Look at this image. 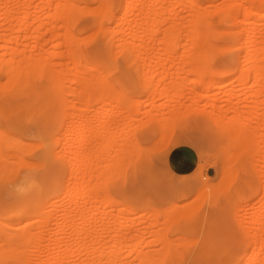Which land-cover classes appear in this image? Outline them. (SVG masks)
I'll return each mask as SVG.
<instances>
[{
    "label": "bare ground",
    "instance_id": "1",
    "mask_svg": "<svg viewBox=\"0 0 264 264\" xmlns=\"http://www.w3.org/2000/svg\"><path fill=\"white\" fill-rule=\"evenodd\" d=\"M33 1L34 0H0V50H2L0 52V71H3L5 77V81L3 82L4 84L2 83L0 87V125L6 124L12 128H16V130H20L25 136V139L23 140L17 139L16 137H11L8 135L6 129L0 127V179H2L1 177L3 176H5L6 179L10 173H12L11 175H14V180L10 184V187L8 186L6 189H4V191L15 198L14 204L0 202V264H29L30 262L34 264H70L72 263V260H76L73 259L74 255L79 253V256L81 255L83 257V255L80 253L83 243L80 244L78 242L80 244L78 246H72L70 248L63 249L61 244H65L66 240L63 239L65 243H62V240L59 238L62 239L64 237L58 236L59 238H57L56 236L49 240L51 244L48 245L51 247L47 246V244L42 247V242L44 240L48 242V239L44 236L45 234H43V229L48 227L49 222L53 217H59L60 213L59 210H57V206L58 208L61 206V204L59 205L61 201L58 203V200H60L58 198L61 194H63V200L66 201V199L69 198V201L70 199L72 201V191L69 187L70 184L64 181L65 172L67 171L68 174V176L65 175V178L70 176L73 178V175L79 173L77 174L79 177L78 179L84 180L85 178H89V175L90 178L93 176L91 173H94L95 167H93L94 164L92 163L91 164L93 166H89V162L94 159L90 158L91 156L89 157V155L81 156V158L79 156L81 153L79 154L78 152L80 151L78 150L77 153L79 158L77 155H75V153L74 155H71V152L68 151V153H70V157L67 155L66 158L65 155L64 158L66 159V163L64 164L59 163V161L57 162L59 158H63V155H60V153H55L51 148V144H53V141L56 139L50 141L48 137L45 136L48 126L57 122L61 112H66V121H64L60 131L66 133L67 131L73 130H71L73 124L72 117L74 115L73 104H71V101V103L66 101L70 105H67L65 102L66 96H68V94L71 97L73 96V90H69L71 88H68L67 90V87L62 88V82H64L63 78H65L64 75L68 74L69 78L80 77L82 80H85L88 77H118L113 73L117 67L114 55L121 53V55H123L122 59H124V64L127 66L139 62L138 60H140V62H142L141 59L143 60V66L141 65L143 68L138 65L141 63H137V65L134 64V66H140L141 68H138L142 69L143 72L138 70L135 66L134 69L138 71L133 73V77H143L146 81L149 80L148 77H151L152 72L154 75L153 77H155V74L156 77H168L166 66H174L175 70L172 74L170 73V77H180L179 73L184 69L188 73L192 72L191 74L194 73L195 76L201 77L204 73L210 71L211 68L209 67L208 63L213 61V53L220 51L222 49V45H226L225 43H222V45H216L211 42V39L216 37V34L219 32L218 30L217 32L215 28L213 29L212 26L220 22L226 23L223 21L227 19L231 20L233 14L232 16H229L230 9L229 11L227 9L230 7L225 6L226 2H228L227 0L220 2L226 7V10L222 9L221 6L223 5L221 4L220 6L219 3L218 4L220 8L217 7L218 5L214 6L216 2H214V0H209L211 5L210 7L208 4H206L208 7L202 6L200 0H91L97 4V6L94 5L93 8H89L88 5L85 4L88 0H35L36 2L34 4L32 3ZM233 1L231 0L230 3L228 2L230 4L229 6H233L231 5L232 3L234 6L237 5V2L235 3V1ZM245 1L249 2L251 7L241 9L244 10L242 13V20L238 21L242 24L241 29L238 33H232L231 31L226 32L232 37L230 42L224 46V50L222 49L224 52L227 50L234 51L241 49V61H237L238 54H233V56H229L221 62L220 68L216 71L214 76L208 75V77H227V71L229 69L232 70V77H235V79L242 78L246 80L249 77H256V86L259 84L262 86L260 87L261 89L259 88V91L252 95L253 100L251 103L253 107H251L254 110L250 112L252 113L251 115L248 114L250 115V118H248L246 115V117H242L239 120L226 118V116L223 114L217 115L216 110L213 108H211V111H208L210 112L209 114H207L206 109L203 107L201 109H204L205 112L204 110L202 112L200 108H195L194 110L196 112H193L198 114L197 111L201 110L202 113L207 114L208 116H206L211 119L217 131L221 134L223 144L221 146V152L223 153L226 151V159L228 160L227 167L225 169L226 172L229 173L230 176L242 172L244 177L247 179L246 181L243 179V182L245 181L246 184L251 178L256 182L261 183V192L259 189L257 190L262 194V205L260 207L259 213L249 215V217H246L244 220H238L235 216H233L231 221L234 222V226H232L234 228V233L236 235L242 234V239L246 241L247 245L252 246L251 252L247 256L243 255L244 257H242V260L245 261L244 264H264V248L261 246L263 239L262 236L264 235V108L260 107L261 98L264 94V38H262L263 34L260 33V27L261 25L264 27V15H260L259 13V11L264 12V0ZM239 6L241 8V5ZM32 7L33 10L31 11ZM181 7H185L186 10H188V14L185 16L186 18L184 21L181 19L183 18L181 15ZM114 9H117L118 11L114 12ZM238 10L236 9L237 12L234 13L239 15L241 11L239 12ZM85 14H92L91 17H93L90 23H87V20H81ZM237 14H234V16H238ZM123 16L124 19L121 18ZM119 18L123 20L121 21ZM105 20H109L111 25L103 27L102 24ZM230 20L228 21L230 22ZM233 20H231L230 23L234 22ZM248 23L250 25H247ZM121 24L123 25V28L120 27V33L118 31ZM91 28H93V30L95 29V33L98 32V30L96 32V28H101V36H104V34L107 33L105 36L109 38L106 39L105 37L101 45L98 46V42H95V39L93 38L96 35L93 33ZM45 31H48L47 33L49 34L50 32L53 33V35L51 34L53 36H51V40H53L55 44L53 47L50 46L51 49L47 48V46H43V48H41L39 45L43 44L40 43V40H42L43 34L45 35ZM20 32H23V35L24 33L27 35L26 39L28 38L27 41L32 49L35 50L36 48H41L39 50L40 53L34 50H29L30 52L27 54L25 53V49L23 48L26 46L22 48V46H20L22 44H20L17 39ZM123 32H127L129 35ZM181 32L186 38L182 46L178 42L179 37L182 34ZM117 33L120 34V37H118L119 35L115 36ZM122 33L128 36L123 35L122 37ZM22 34L20 35L22 36ZM219 35H222L221 32ZM113 36L116 38L118 37L115 39V43L113 42ZM124 36L127 38L124 39ZM128 37L129 40H127ZM21 39H24V37ZM111 44L113 50L111 46L109 47ZM63 45H66L65 47H67L65 55L68 57V62L66 63L62 62L61 56L63 57V55H61L59 52L56 53L57 50H59ZM178 46L181 48L180 54L176 52V48ZM115 48H117L116 50L119 53L116 54L117 51ZM225 48L227 49L226 51ZM151 50H154V52H149ZM145 52H149L148 55L152 53V56H149L148 59L146 58L147 60L142 58L144 54H147ZM7 53H9L8 57H6ZM176 53L179 55L177 59ZM59 54L61 56H59ZM88 57H92L91 62L88 60ZM57 65L59 67L65 65L63 70L64 73H60L62 70L59 68H57V70L54 68ZM87 80L89 81L90 79ZM38 81H41L42 83H37ZM70 81L71 80L69 79V82ZM89 82H91V80ZM91 84L92 83H85L81 88V94L90 92L89 87L92 88ZM93 87L97 88L98 90L94 88L91 90L97 91L98 93H92H97V95L99 94V97H103L104 100L110 98L112 100V98L117 99L122 97L119 96L120 93L118 94L115 90H113V87L111 88V86H108L109 88L106 86L105 88L102 85L97 87L95 84ZM157 88L158 86L152 90L153 94L156 92ZM94 94L92 95L96 97ZM180 94L183 93L181 92ZM81 96L82 98L85 97L83 95ZM86 97L89 98L87 95ZM97 97L95 99H97ZM104 100L102 102L98 101L101 102L102 105L98 108L97 112H100L105 107L106 104H103L105 103ZM85 106L87 105L84 104V107ZM137 106L140 107V103H138ZM116 107L112 108V114L115 112L118 113V108ZM181 107L182 106H180V108ZM193 108L194 107H192V109ZM152 109L153 108H151V112H153ZM160 109L161 108H159V110ZM168 109L169 108L166 110ZM234 109H236V107ZM132 111L134 112L135 108L134 110H132V108H127V111H125L124 114L129 116L133 113ZM174 112L175 111H173V113ZM164 113L166 116L169 114L167 112ZM159 114H162L161 111ZM170 114H172V112ZM177 114L179 113L175 112V115ZM161 116H158L161 118V120L157 119L159 120V123L157 121L159 125L161 122L164 124V120L166 119L165 118L162 120ZM111 117H113V115L107 114L102 118V120L105 121ZM131 117H129L130 120L129 118L125 117L126 123L130 121V125H132ZM144 122L147 123L146 120ZM86 124L87 123L83 120V116H79V120L76 125H78L80 128H84ZM169 125H172L171 121ZM123 126H126L125 123ZM98 128L100 131L103 127L100 124L96 125L95 127L92 126V131H95V129L98 131ZM125 128L128 129L129 124H127V127ZM76 129L79 131L78 133H81L82 129H78L77 126ZM77 130L74 132H77ZM74 132L72 131L71 133ZM83 132L84 131H82V133ZM78 133L76 135L77 137L75 138H77L80 142L82 141L81 139L84 133L81 135V137H79L80 139L78 138V136H80ZM125 135L122 139L130 142L132 137L129 135L131 137L130 138L128 135ZM257 135L258 137H255ZM120 137H118V140ZM26 138H29L27 139L28 141H24ZM256 138H258V141L255 140ZM257 142L261 143L263 146V150H260L262 155L259 154L260 151L258 150L257 146L260 144H255ZM24 146H29L30 150L32 147L41 148L40 155L36 159L37 161L30 162L26 160L28 162L26 163V161L21 158V153L23 151L24 153L27 151V147L25 150H23ZM67 146H70V143H68ZM4 147L5 150L8 149L10 152L4 154L2 152ZM259 149H261L260 146ZM248 154L249 156L250 154H254V158H252V155L250 156L253 160L252 162L248 163L250 166L246 163V156ZM258 155L262 156L263 162L262 170L256 171L254 168H252L253 165H251V163L257 159L255 157H258ZM72 156L74 157L72 158ZM77 161L79 164H77ZM24 162L27 168L21 173L14 174L15 167H19L21 164L24 166ZM92 162L94 163V161ZM116 164L117 163H115V165ZM112 166L114 165L112 164ZM117 167L119 166L117 165ZM107 168L105 167V170ZM90 169L94 171L91 172ZM103 171L101 170L104 175L100 172L101 175L99 174L100 177H98V184L99 187H101L98 192L105 190V193H107V188L104 185V181H106L105 176L108 177L110 173L106 174L107 171ZM77 175L75 176V179L77 178ZM9 177H7V179H9ZM101 181L103 182L104 186L102 183H100ZM212 185L213 184H210L209 188H211L210 186ZM206 186L208 185L206 184ZM86 190L87 189L85 186L81 188V191L79 190L81 196L85 195ZM98 192L94 191L92 193L97 194ZM66 203L67 204L63 208L61 206V217L65 218L59 217L60 223L58 222L59 219H57L59 224L55 221L56 219L53 220L58 224L57 226L61 225L60 228H63L67 231L69 227H71L70 230H72L73 223L70 221H73V219L70 217L72 215H69L72 206L69 205L70 203L68 200ZM200 206L197 207V205H195V208H193L194 212L196 209L198 210ZM132 207L133 209L135 207V205L133 206V202L123 207V210L125 211V209H128L130 211ZM120 210H122V208ZM82 211L83 210L78 211V214L80 215L79 212H81V215H83ZM68 215L71 218L70 220L66 218ZM89 216L91 217V215ZM188 219L190 218L188 217ZM51 225H53V223ZM56 228L55 226H52V228L49 227V230L52 233L57 234ZM59 233H62V231ZM71 233L69 235L66 233L67 236H65L66 234L63 235L65 238L67 237L66 239L68 240L69 236L71 237L72 235ZM164 236L166 238V234H164L162 237ZM184 242L186 244L184 245L182 241L183 244L181 246L187 247L189 245L188 243H190L185 239ZM68 243H66V246ZM43 244L45 243L43 242ZM28 252H33V256L31 257L33 261L30 259L31 253L29 255ZM35 252L37 254H35ZM86 252L88 253V251ZM93 252L88 255V262H85L87 260L83 261L82 258L80 261V258H78L79 261H73L74 263L72 264H120L121 261L125 262L123 260L124 258L119 260L118 253L115 254V252L113 253L111 251H104L106 253L108 252L107 254L103 252L105 255L101 253L102 251H99L98 254H95V251ZM149 253L150 252H142V255L137 253L138 255H136L134 259L140 255L141 258L137 257L138 259L136 260L137 262L141 260L140 264H154L156 260V263L160 264L169 259V255H172L170 250L166 251L168 254L165 253L163 255L162 253H158L155 254V257L152 251L150 254ZM143 255L144 257H142ZM156 255L159 257V259L156 257ZM172 256H174V254ZM96 257L98 261L95 259ZM102 258H104L103 261L101 260ZM167 261L170 263V260ZM123 262L121 264H125ZM174 263L176 264L175 261ZM234 264L240 263L236 262Z\"/></svg>",
    "mask_w": 264,
    "mask_h": 264
},
{
    "label": "rangeland",
    "instance_id": "2",
    "mask_svg": "<svg viewBox=\"0 0 264 264\" xmlns=\"http://www.w3.org/2000/svg\"><path fill=\"white\" fill-rule=\"evenodd\" d=\"M222 1L223 0H214L215 4H213L214 6L218 5L217 7L220 8L222 4L220 2ZM227 1L229 3L231 2V0ZM234 1L235 3L237 2V5L239 3V5H241V8L239 5V7L237 5L234 6L233 3L231 4L233 6H229L230 4L226 2L225 6L230 7L227 9L228 11L230 9L229 16H232L233 14V18L231 17V20L234 19V22L230 23L231 20L227 19L223 21L226 23L220 22L212 26L213 29L215 28L216 31H219H217L218 34H216V37L211 39V42L213 44L222 45V43H225L227 45L230 42L232 36H230L229 33L226 32L231 31L232 33H238L241 29L242 24L238 22L239 20H242V13L244 12V10L241 9L250 8L251 4L249 2H246L245 0ZM35 2L36 1L34 0L32 3L34 4ZM200 2L204 7H208V5L209 7L211 6L209 0H200ZM218 3L220 4V6ZM85 4L88 5L89 8H93L94 5L97 6V4L91 0L86 1ZM225 6L223 5L221 6V8L226 10ZM236 9L239 12L241 11L239 15L237 13H234L237 12ZM32 10L33 7L31 8V11ZM116 11L118 10L114 9V12ZM259 13L260 15H264L263 11H259ZM187 14L188 10H186L185 7H181V15L183 17L181 18L183 19L182 21L185 20V16ZM234 14H237L238 16L235 17ZM91 15L92 14H85L81 18V20H87V23H90L93 17H91ZM121 18L124 19V16ZM123 19H121V21ZM228 20H230V22ZM108 21L105 20L102 26H110L111 23L110 21ZM247 25L250 24L248 23ZM262 26L263 25H261L260 27V33L263 34V37L261 36V34L260 36L264 38V27ZM120 27L123 28V25L121 24L119 26L118 32H120ZM93 28H91V30H93ZM100 29L96 28V32L98 30L97 33H95V29L93 30V33H95L96 35L93 38L95 39V42H98V46L101 45L102 41H104L103 39H105L106 37L105 35H107L106 33L104 34V36H101ZM47 32L48 31L44 32L45 35L43 34L42 40H40V43H43L42 45L39 44L41 48H43V46H47V48H50V46L53 47V45L55 44L54 41L51 40V38L53 37V33L50 32L49 34ZM220 32L222 34L221 36L219 35ZM22 33L20 32L19 37L16 38L18 39L19 43L22 44L20 45L22 46V48L26 46L23 49H25V53L27 54L34 49H32L29 45L27 41L28 38L26 39L27 35L25 33L23 35ZM123 33L121 34L122 37L123 35L128 34L127 32L125 34ZM20 34H22V36ZM116 35H119L118 37H120L119 33L115 34V36ZM182 35L184 36V34L182 33L178 41L181 46L186 40L185 36L183 37ZM125 36L124 39L127 38ZM23 37L24 39H21ZM107 38L109 37H106V39ZM117 38L114 37V43L115 39ZM127 40H129V37ZM21 42L24 43V46ZM226 45H222L223 50L224 46ZM65 46L63 45L56 52H59L61 55H63L62 57L59 54V56H61L62 58L63 63L68 62V57L65 55L67 47ZM110 46L112 48V44L109 45V47ZM41 48H36L34 51L40 53L39 50ZM116 49L117 48H115V50ZM222 49L220 51H217L218 53H213V61L208 63L211 69L209 72L204 73L201 77L195 76L194 73L191 74L192 72L188 73L185 71V69L179 73L180 77H170L175 70L174 66H166L168 77H156V74L155 77H153V72L151 74V77H148L149 80L147 81L144 80L143 77H133V73H135V71L140 70L141 72H143L142 69H139L143 66V60L141 59L142 62L138 60L139 62L137 63H141L138 65H142L141 67L138 66L139 68L136 66L137 63H134L136 64L135 66L138 69L135 70L134 64L128 66L124 64V59H122L123 55H121V53L117 54L119 53L117 50V52L114 50L117 54L114 55L117 67L113 73L118 77H88L87 79L91 80V82H89L90 80L88 81L87 79L82 80V78L80 77L69 78L68 74H65L66 76L63 74L65 78H63L64 82H62V88L67 87V90L68 88H71L69 90H73V96L71 97L68 94L65 99V102L68 101L69 103L72 102L71 104H73L74 115L72 117L73 124L71 130L73 129V132L76 131L77 126L78 129H82V131H84V134L81 130V133H78V130L74 133H71L72 131H67L66 133L61 132V126H63L64 121H66V112H63L64 114L61 112L59 114L57 122L53 125L48 126L45 136L48 137L50 141L56 139L53 141L54 143L51 144V148L55 153H60V155H63V158H59L57 162L59 161V163L65 164V155L66 158L67 155L70 157V153H68V151L71 152V155H74L75 153V155L77 156L78 153H81L79 155L80 157L89 155V157L91 156L90 158L94 159L92 160L94 161V163L92 161L89 162V166L94 164V166H92L95 167V171L90 169L91 172L94 171V173L92 172L93 174L91 173V175L93 176L90 178L89 175V178H85L84 180L78 179L79 177L77 174L79 173L77 172V174L75 173L77 175L76 179V175H73V178L72 176L65 178V175L68 176L67 171L65 172L64 181L66 183L68 182L71 185H69V187L72 191L71 196L73 202L70 199V201L72 202L71 203L69 201V198H65L66 201L63 200V194H61L62 197L60 195L61 198H58L60 199L58 200V203L61 201L59 205L61 204L63 208L67 204L66 202L68 200V202L70 203L69 205L72 206V209H74H70L71 212H73L69 213V215H72L70 217L73 219V221L70 222L73 223V227L72 230H70L71 227H69L66 231L63 228H60L61 225L57 226L60 223V218H65L61 217V206L60 208H58L57 206V210H59L60 213V218L53 217L49 222V225L47 227L48 229L44 227L45 229H43V234H45L44 236L48 239V242L44 240L43 242L45 244H43L42 242V247H44L46 244L47 246H50L48 245L51 244L49 240L56 236L57 238H59L58 236L64 237L62 239L59 238L60 240H62V243L64 242L63 239L66 240V243H70H68L67 246L65 242V244H61L63 249L70 248L72 246L75 247L83 243V245L81 246L82 250L80 252L83 257L81 255L79 256V253L77 255H74L73 259L76 260H72V263L77 262V260L79 261L78 258H80V261L82 258L83 261L87 260L85 262H88V255L93 251H95V254H98L99 251H102L101 253H103L104 251H111L113 253L115 252V254L118 253L119 260H122L124 258L123 260L125 262L121 261V263L123 262L125 264H140L141 260L138 261L139 263L136 261L138 259L137 257L141 258L140 255L134 259V257L138 255L137 253H151L152 251L155 257V254L162 253L164 255L168 250H170L172 255L174 254L175 257L169 255V259L167 260H170V263L166 260L164 263L160 264H175L174 261L176 262V264H234L236 262L240 264L245 263V261L242 260V257L247 256L251 252L252 246L247 245L246 241L242 239V234L236 235L234 233V228L232 227L234 226V222L231 221V218L235 216L238 220H244L246 217H249V215L259 213L260 207L262 205V194L260 193L261 183H258L251 178L249 179L250 181H248V183L246 184L245 181L247 179L244 177L242 172L233 176H230L229 173L226 172L225 169L227 167L228 160L226 159V151L223 153L221 152V146L223 145L221 134L217 131L211 119L207 117V114H209L210 112L208 111H211V108H213L216 110L217 115L223 114L226 116V118L239 120L242 117H246V115L248 116V118H250L249 116L252 114L250 112L254 110L251 103V101L253 100L252 95L255 92L259 91L262 85L259 84L260 86H256V77H249L246 80L242 78L235 79V77H232L233 74L231 72V69L227 71V77H208V75L214 76L216 71L220 68L221 62L224 61L227 57L233 56V54H238L237 61H241V49L229 51L225 48V51L227 50L226 52H224ZM1 51L2 50H0V52ZM149 52H154V50H151ZM149 52H145L147 54L143 53L144 55L142 54V58H145V60H147L149 56H152V53L148 55ZM176 52L178 54L181 53V48H179V46L176 48ZM222 52L225 54H223ZM178 54L176 56V59L179 57ZM8 55L9 53H7L6 57H8ZM91 58L92 57H88V60L90 62ZM65 65H62V68L58 65L54 68L56 70L57 68H59L60 70H62V72L60 73H64L63 70ZM123 75H126L127 77ZM69 79L71 80L70 82ZM4 81V73L3 71H0V87ZM37 83L42 82L38 81ZM85 83H92V88L89 87L90 92L81 94V88ZM95 84L97 87L102 85L105 88L106 86L107 88H109L111 86V88L113 87V90H115L118 94L120 93L119 96L122 97L117 98L120 100H117L115 98H112V100L111 98L107 99L108 101L104 100L103 97H99V94L97 95V91L91 90L95 87H93V85ZM156 86H158V88L153 94L152 90ZM92 92L97 93L94 94ZM181 92L183 94H180ZM92 94L96 95V97L98 96L99 98L97 97V99H95L96 97ZM81 95L85 97L82 98ZM86 95L89 98H87ZM97 100L101 102L104 100L105 103L103 104H106L100 112H97V110L102 104ZM68 102H66L67 105H70L68 104ZM138 103H140V107L137 106ZM260 103V107L264 108V94L261 98ZM84 104H86L87 106L84 107ZM153 105L156 106L157 111L155 109V106ZM136 106L139 108H137ZM180 106L182 107L180 108ZM114 107L118 108V113L115 112L112 114L111 110ZM126 107L132 108V110H134L135 108V111H132L133 115L130 112L132 117L131 115L128 116L127 114H124L125 111H127ZM158 107L161 109L159 110ZM192 107L194 108L192 109ZM202 107L206 109L207 114L202 113L204 110L201 109ZM235 107L236 109H234ZM151 108H153V112H151ZM167 108L169 109L166 110ZM195 108H200L202 112L200 110L197 111L198 114H195L193 112L195 111ZM160 111L162 113L161 115L163 116L159 114ZM173 111L178 112L179 114L175 115V112L173 113ZM164 112H167L169 114L166 113V116ZM171 112L172 114H170ZM107 114L113 115V117L103 121L102 118ZM79 116H83V120L90 126L86 124L84 128L78 127L76 123L79 120ZM158 116H161L162 120L166 118L164 120V124L162 122V124H158L159 120H161V118ZM125 117H131L132 125H130L129 123L130 118L129 120H127L129 122L126 123ZM145 120L147 121V123L144 122ZM122 121L126 126H123L124 123ZM170 121L172 124L171 126L169 125ZM99 124L102 125L103 128L100 131L99 128L98 131H96V129L95 131H92V126L95 127ZM127 124H129L128 129L125 128L127 127ZM0 127L6 129L8 135H10L11 137H16L20 140L25 139L23 133L20 130H16V128H12L6 124H2L0 125ZM167 129L169 132L167 131ZM77 133L78 135L80 134L78 138L81 137L82 134L83 137H86L87 135L86 139L85 137H82V141L79 142L78 139L75 138L77 137ZM125 133L126 135H130L132 137V139H130V142L122 139L124 138ZM118 137H120L119 140ZM255 137H258V135ZM27 139L29 138H26V140L24 141H28ZM257 139L258 138H256L255 140ZM68 143H70V146H67ZM255 144H260L257 145L259 151L263 150V146L261 143L257 142ZM259 146L261 147V149H259ZM26 147H23V150L26 149L27 151L25 153L24 151L21 153V158L25 161L28 160L30 162L37 161L36 159L40 155L41 148L32 147L30 150L29 146ZM2 150L4 154L10 152L8 149L5 150V147ZM77 150L80 152L77 153ZM259 154L262 155V152L260 151ZM251 155L252 158H254V154H250V156ZM250 156L249 154L246 156L247 165H249L248 163L253 161ZM73 157L74 156H72V158ZM255 158L257 159H254L255 161L251 163V165H253L252 168H254L256 171L262 170V156L258 155V157ZM78 161L77 164H79ZM114 162L117 164L115 165ZM26 163L28 162L26 161ZM112 164L114 166H112ZM117 165L119 167H117ZM105 167H108L107 169L109 170H105ZM26 168V164L24 166L21 164L19 167H15L14 174L21 173ZM101 170L103 172L107 171L106 174L110 173L108 177L105 176L106 181H104V185L107 188L106 192L108 194L105 193V188L103 189L104 191L98 192L101 189L98 184V177H100L102 173ZM11 174L12 173L7 176H11L9 177V179H7V177L5 179V176L1 177L2 179H0V202L2 203L14 204L15 201L14 196L7 194V192L4 191V189H6L8 186L10 187V184L14 180V175ZM102 174L104 175V173ZM243 179H245L244 182ZM100 183H102L103 185L102 181ZM206 184L208 186H206ZM210 184H213L212 186L214 187L210 186L211 188H209ZM84 186L87 190L85 195L81 196L79 190L81 191V188ZM258 189L260 190V192L257 191ZM94 191L98 193L93 194L92 192ZM103 192L106 195H104ZM131 202H133V206L135 205L134 209L132 207L130 211L128 209H125L124 211L123 207H125L127 204H130ZM195 205H197V207L200 205L201 206L194 212L193 208H195ZM121 208L122 210H120ZM81 210H83V215H81V212H79L80 215L78 214V211ZM69 215L68 217H66L68 220L71 219ZM89 215L93 217L91 218ZM188 217L190 219H188ZM53 219H56V222L57 219H59V223L57 222V224ZM51 222L53 223V225H51ZM52 226H55V228L59 227L56 229L59 232L62 231V233H59L57 230V234L52 233L49 230V227L52 228ZM69 231L70 233L72 232L71 234L73 236H69V239L67 240V237L65 238V236H67V234H70ZM164 234H166V238L165 236L162 237ZM262 237L263 239L261 242V246L262 248H264V235ZM184 239L188 240L191 245L190 243H188L189 245L187 244V247L181 246L183 243L184 245L186 244L184 242ZM73 243H75L76 245ZM86 251H88V253ZM30 253L31 252H28L29 255ZM32 253L30 255V259L33 256ZM104 253L107 254L108 252ZM35 254L37 253L35 252ZM84 255L87 257H85ZM142 257H144V255ZM157 258L159 259V257ZM95 259H97V257ZM101 260L103 261L104 258H102ZM156 262H154V264H158ZM30 263L34 264L32 262Z\"/></svg>",
    "mask_w": 264,
    "mask_h": 264
}]
</instances>
